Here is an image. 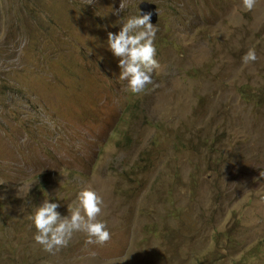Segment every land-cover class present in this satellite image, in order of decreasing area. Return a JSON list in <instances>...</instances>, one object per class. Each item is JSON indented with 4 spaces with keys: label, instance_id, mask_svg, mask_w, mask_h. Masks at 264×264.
Instances as JSON below:
<instances>
[{
    "label": "rangeland",
    "instance_id": "obj_1",
    "mask_svg": "<svg viewBox=\"0 0 264 264\" xmlns=\"http://www.w3.org/2000/svg\"><path fill=\"white\" fill-rule=\"evenodd\" d=\"M144 2L159 68L133 94L107 37ZM123 3L0 0V264H264V0ZM84 189L111 239L45 251L29 217Z\"/></svg>",
    "mask_w": 264,
    "mask_h": 264
},
{
    "label": "clouds",
    "instance_id": "obj_2",
    "mask_svg": "<svg viewBox=\"0 0 264 264\" xmlns=\"http://www.w3.org/2000/svg\"><path fill=\"white\" fill-rule=\"evenodd\" d=\"M242 4L245 11H252L257 0H242ZM125 7L121 0L120 7L115 12L118 14L124 11ZM151 16V12L132 16L124 21L118 34L109 32L107 37L108 48L119 58L121 70L119 79L127 81L133 94L142 93L147 85L152 84L151 74L159 68V63L154 58L156 54L154 40L158 29L153 24L156 21L153 22ZM257 59L254 49H249L242 57L245 64L255 62ZM102 206L101 196L91 189H84L78 193L76 208L69 209V215L62 217L57 211L59 204L50 203L45 199L29 217L37 230L35 241L50 253L66 247L75 232L85 233L89 244H105L111 239V235L105 222L97 220L102 212Z\"/></svg>",
    "mask_w": 264,
    "mask_h": 264
},
{
    "label": "water",
    "instance_id": "obj_3",
    "mask_svg": "<svg viewBox=\"0 0 264 264\" xmlns=\"http://www.w3.org/2000/svg\"><path fill=\"white\" fill-rule=\"evenodd\" d=\"M141 12H142V14L146 13V12H151L152 13L151 20L153 22L156 21L157 14H156V9H155L154 4L147 3V2L142 3L141 4Z\"/></svg>",
    "mask_w": 264,
    "mask_h": 264
},
{
    "label": "trees",
    "instance_id": "obj_4",
    "mask_svg": "<svg viewBox=\"0 0 264 264\" xmlns=\"http://www.w3.org/2000/svg\"><path fill=\"white\" fill-rule=\"evenodd\" d=\"M145 94H147V99H148V101H149V95H148V92H145ZM149 106H150V104H149ZM192 135H193L194 137H196V135H195V130L192 131ZM192 140L194 141V145H195V146L198 145L197 140H195L194 138H193Z\"/></svg>",
    "mask_w": 264,
    "mask_h": 264
}]
</instances>
